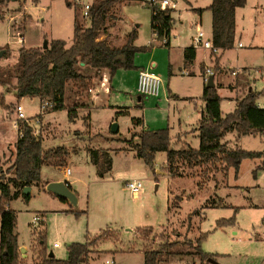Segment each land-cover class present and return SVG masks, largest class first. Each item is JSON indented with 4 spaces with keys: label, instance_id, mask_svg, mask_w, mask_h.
I'll list each match as a JSON object with an SVG mask.
<instances>
[{
    "label": "rangeland",
    "instance_id": "374dc122",
    "mask_svg": "<svg viewBox=\"0 0 264 264\" xmlns=\"http://www.w3.org/2000/svg\"><path fill=\"white\" fill-rule=\"evenodd\" d=\"M171 1L175 4L168 36L172 47L189 43L194 32V18L206 35H210L209 13L199 16L192 9L206 7L210 0ZM87 2L71 0L70 6L66 0H12L7 3L0 19V46H8L10 54L0 58V66L14 65L21 47H41L54 38L71 44L74 22L88 24L82 13ZM148 3L149 0L117 3L113 10L118 17L110 23L108 38L112 45L120 46L129 32L136 30L134 45L147 47L136 53L134 64L149 67L159 76L158 95L142 96L137 92L136 69H118L110 81L108 72L103 71L91 80L92 91L79 90L70 82L65 91V107L55 111H40L37 97L17 99L15 80L7 86L0 84V97H3L0 104V174L11 175L8 170L18 139L17 104L22 105L24 119L33 133L41 136L44 150L65 147L68 151L63 166H42L41 179L31 186L28 199L22 191L8 203L16 215L15 232L21 264H35L40 234L45 236L48 254L51 251L56 258L64 259L71 242H85L101 229H106L107 233L90 247L88 264H104L106 259H112L115 264H143V251L159 249L163 241L171 243L168 250L173 254L163 253L161 264H200L195 247L200 233H206L201 249L216 254L218 264H264L263 163L253 173L257 160L244 159L237 173L229 168L226 178L218 172L199 185L200 177L194 175L195 171L193 175L169 174L166 153L162 151L155 156V169H149L135 156L131 148L134 143L125 141L134 131L169 125L171 148L179 149L186 143L196 148L199 144L192 136L194 129L184 134L178 132L177 118L185 129L195 124V107L199 109L202 103L203 86L197 66L203 57L207 60V52L198 49L192 68L195 75L186 74L184 70L180 72V54L174 50L169 56L168 46L152 32ZM235 19L234 44L220 53L223 70L220 73L225 76V84L236 87L234 90L227 85L219 88L224 112L232 109L225 96L236 95L239 99L249 88L264 89V70L258 72L260 66H264V0H246L244 6L237 8ZM211 61L209 59L207 65H211ZM232 68H239L237 75L231 74ZM91 71L89 67L82 69L84 74ZM103 74L107 80L102 85ZM217 78L220 77L216 75V82ZM168 88L180 96L196 98V103L183 98L170 102L167 108ZM96 93L99 98L93 102L91 96ZM138 97H142L141 102ZM80 100L85 101L81 103ZM256 103L264 107V92L257 97ZM72 105L76 106L77 115L70 120L67 110ZM121 110L128 112L118 113ZM131 117H142L143 124L132 125ZM114 122L118 127L115 133L111 131ZM227 143L231 148L264 149V137L257 133L235 136ZM98 148L108 150L112 158L111 170L101 178L96 175L88 153L89 149ZM65 168L70 170V178L75 181L71 189L78 198L76 208L45 190L52 179L69 178L64 174ZM178 171L191 172L185 164H179ZM132 179L142 183L136 196L125 188V181ZM219 200L222 203L218 204ZM213 201L218 205L208 207ZM70 209L83 212L75 215L67 212ZM36 214H41L44 221L41 219V223L34 224L32 220ZM219 220L228 222L219 224Z\"/></svg>",
    "mask_w": 264,
    "mask_h": 264
},
{
    "label": "trees",
    "instance_id": "16d2710c",
    "mask_svg": "<svg viewBox=\"0 0 264 264\" xmlns=\"http://www.w3.org/2000/svg\"><path fill=\"white\" fill-rule=\"evenodd\" d=\"M12 0H0V19L3 18V7ZM77 1V0H75ZM88 24L74 22L73 39L71 44L63 39L54 38L47 41V47H21L18 50V59L12 66H0V84L9 85L15 80V95L22 97H37L40 111L44 101L51 103L50 111L63 109L67 85L72 82L79 90L89 88L91 80L103 71L109 74V81L118 69H134V58L138 51L147 46L134 45L136 30L127 35L126 41L120 46H114L109 41L110 23L117 20L113 7L124 0H87ZM70 6L71 0H66ZM246 0H211L206 8L211 12V39L212 43L220 49H230L235 39V12L238 7L244 6ZM151 8V29L158 40L166 38L164 45H168V36L173 23L172 9H160L154 0H149ZM201 12V8L194 9ZM103 36V37H102ZM102 37V38H100ZM3 56L10 54L8 46ZM196 50L187 46L183 50L185 66L192 64ZM2 56V57H3ZM217 60V57L215 58ZM91 68L93 75L84 74L82 69ZM213 75L221 69L215 62ZM203 72V67L201 69ZM261 91L249 89L247 93L236 100L234 108L223 113L220 107L221 98L217 86L202 88L204 107L200 114L198 124V147L188 143L179 149L170 147V132L168 127L159 129L143 128L132 132L131 138L125 140L134 143L131 147L135 156L141 158L146 166L154 170L155 155L157 152L166 153L167 171L172 176L194 175L200 177L199 185L205 183L210 176L220 172L225 178L229 168L237 173L239 164L244 159H253L264 156V151H250L239 147L231 148L223 137L226 133L235 130L238 136L259 134L264 137V108L256 103ZM3 97H0V104ZM76 106L67 110L68 117H76ZM118 113L126 114V110ZM132 125L143 124L142 117H131ZM18 139L15 142L14 160L9 166L10 176L0 174V264H21L18 253L15 212L9 208L8 203L12 197H17L25 187L37 185L41 179L43 165L63 166L68 151L65 147H56L44 150L41 136L34 134L32 127L26 119L17 118ZM137 139V141H135ZM89 158L96 168V175L103 177L111 170L112 158L104 148L89 149ZM179 164H185L191 170L188 173L179 172ZM197 171V172H196ZM68 186H71L68 183ZM29 198V194L24 196ZM62 201H67L61 199ZM210 202L208 207L216 204ZM75 215L80 212L75 209L67 210ZM43 219V216H42ZM44 221V219H43ZM227 220H219L224 224ZM41 223V222H39ZM101 229L99 233L87 237L85 242H71L67 247V257L64 259L49 256L45 245V236L38 237L37 260L35 264H88L90 247L97 243L107 233ZM206 233H200L196 238V253L200 264H210L208 258L215 259L216 254L204 252L201 243ZM169 241H163L159 249H146L143 251V264H161L162 254L169 256ZM163 254V255H164Z\"/></svg>",
    "mask_w": 264,
    "mask_h": 264
},
{
    "label": "crops",
    "instance_id": "0c3cea01",
    "mask_svg": "<svg viewBox=\"0 0 264 264\" xmlns=\"http://www.w3.org/2000/svg\"><path fill=\"white\" fill-rule=\"evenodd\" d=\"M211 3V0H210V2L206 5V7H195V8H192L193 10L194 9H197V8H201L202 9V11L199 13V12H196L197 14H199V16H201L203 13H209V15H210V31H211V12H210V10H208V9H206L208 6H209V4ZM190 6H192L191 4H190ZM236 12H237V9H236ZM236 12H235V17H236ZM171 16H172V12H171ZM173 17V16H172ZM173 21H174V18H173ZM197 21V19L196 18H194V23H193V28H194V32L191 34V36H190V41H189V43H184V44H182V45H179V46H176V47H172L171 46V44H170V39L168 40V54H169V56H171V52H173L174 50H176L177 52H178V54H180V63H181V67H178L179 68V70H180V72L182 71V70H184V73H186V74H196L195 73V71L192 69L194 66H193V63H195V61H196V59H197V55H198V49H195L196 50V54H195V58H194V60H193V62H192V64H190V65H187V66H185V64H184V57H183V50H184V48L185 47H187V46H192V37H193V35L195 34V28H196V24H198V22H196ZM235 26H236V19H235ZM172 27V26H171ZM109 31V30H108ZM153 32V31H152ZM154 33V32H153ZM155 34V33H154ZM170 34V33H169ZM210 37H211V33H210V35H209ZM155 38H156V34H155ZM239 44V43H238ZM239 46V45H238ZM200 49V48H199ZM202 50H204V49H202ZM225 50H227V49H220V51L218 52V54H216V55H212V54H210L207 50H204V51H206L207 52V54H206V57H208L207 58V60H205V57H203V59L202 60H200L199 61V65L197 66V68H198V73H199V77H201V79H202V82H203V86H204V79H203V72H204V68H205V66H211V67H213L214 66V64H215V62L217 61V63H218V65H219V67H220V71H223L222 70V68H221V55H220V53L222 54ZM217 57V60H215V58ZM209 59L210 60H212L211 61V65H207L208 63H207V61H209ZM214 61V62H213ZM152 65V67H154L155 65H154V63H152L151 64ZM213 65V66H212ZM136 66V65H135ZM202 67H203V72L201 71V69H202ZM134 69H136V73H137V75H138V72H139V70H141V69H147V70H149V71H152V69L151 68H149V67H143V66H140V67H137L136 66V68H134ZM170 69V68H169ZM172 69H173V67H172ZM233 69H235V68H232V70ZM230 70V69H229ZM232 70L230 71V72H232ZM262 70H264V66H260V68L258 69V72H260V73H262ZM220 71H219V73L218 72H216L215 73V75H214V86H217V92H218V95L220 96V98H221V100H222V96L219 94V88L220 87H222V86H225V85H227V84H225V76L223 75V74H221L220 73ZM153 72V71H152ZM171 74H173V71L172 70H170L169 71ZM90 75H93V73L91 72L90 73ZM216 75L217 76H219L220 78L218 79L217 78V82L215 81V78H216ZM103 76H105L106 77V74H103ZM261 76H262V74H261ZM100 79H102V77L100 78ZM105 84V83H104ZM136 84H137V82H136ZM203 86H202V88H203ZM230 89H232V90H234V89H236V87H235V85H232V84H228L227 85ZM106 88V91H107V87H105ZM169 89V88H168ZM250 89V88H249ZM248 89V90H249ZM247 90V91H248ZM173 91H171V89H169L168 90V95H167V99H166V101H167V108H169L170 107V102H178V101H180L181 99H183V98H189V101L190 102H193V103H196V98H194V97H187V96H185V97H183V96H180V95H178L177 93H175V92H173ZM97 94H99V93H96V94H94L93 96H91V101H93L94 102V100L95 99H97V98H99L98 96H97ZM237 96L235 95V96H225V98H227V100H229L228 102L229 103H231V105L230 106H232V109L234 108V105H235V102H236V100H237V98H236ZM35 98V97H34ZM200 98H201V100H202V103H200L199 104V109H197V107H195V112H194V114H195V124L194 125H190V128L189 129H185V128H183L182 127V125H181V120L179 119V118H177V127H178V129H180V131H178V132H180V134H184V133H188L190 130H192V129H194L195 131H194V134H192V136H193V138H197L198 139V130H197V128H198V124H199V120H200V114H201V111H202V109H203V107H204V101H203V99H202V92H201V96H200ZM138 100H140V102L142 101V97H138ZM84 101L85 100H80V102L81 103H84ZM258 106H260V107H263V106H261L260 104H257ZM139 106L141 107L142 105H140L139 104ZM220 107H221V102H220ZM176 108H177V105H176ZM264 108V107H263ZM231 109V110H232ZM230 110V111H231ZM127 111V110H126ZM128 112V111H127ZM222 112L223 113H226V112H224L223 110H222ZM165 127H168V128H170L169 127V125H166ZM147 129H149V127H146ZM161 128H164V127H161ZM183 128V129H182ZM157 129H159V128H157ZM179 134V133H178ZM225 137H224V141H226V142H229V140L232 138V139H234L235 138V136H236V138L238 137V135H237V133H236V131L235 130H233V131H230V132H228V133H226L225 135H224ZM179 140V139H178ZM186 142V141H185ZM198 142H199V140H198ZM228 144V143H227ZM229 145V144H228ZM264 151V149L262 150V152ZM157 154V153H156ZM156 156V155H155ZM253 159H256L257 161L256 162H254V167L252 168V172L254 173L255 171H256V169H258V167L263 163V165L262 166H264V156H262V157H259V158H253ZM258 162V163H257ZM166 164V163H165ZM167 165V164H166ZM154 169H155V167H154ZM65 175H67L66 177H69V178H67V179H64V180H67V182L69 183V185L71 186V187H74V179H72V178H70V176H71V172H70V174H66V173H64ZM58 180H61L60 178H55V179H52V181H58ZM51 182V181H50ZM115 264V263H114Z\"/></svg>",
    "mask_w": 264,
    "mask_h": 264
},
{
    "label": "built area",
    "instance_id": "2783aa9c",
    "mask_svg": "<svg viewBox=\"0 0 264 264\" xmlns=\"http://www.w3.org/2000/svg\"><path fill=\"white\" fill-rule=\"evenodd\" d=\"M154 3L160 8V9H166V8H175V4L171 0H154ZM88 5L87 3L83 6V15L86 16L87 14ZM20 37V35H19ZM166 38H163V43H165ZM241 45L240 43L238 44ZM192 47L194 49H204L207 50L210 54L216 55L220 51V48L215 46L212 43V39L210 36H207L206 33L201 29L199 24H196L195 34L192 37ZM262 55L264 59V48L262 50ZM239 72V68H235L232 70V75H237ZM210 75H213V69L211 66H205L204 72H203V79L206 83L208 80V77ZM107 78L105 76L102 77L100 80V83L103 85ZM159 86H160V78L157 76L154 72L149 71L147 69H141L138 72L137 75V84H136V90L137 92L142 96H150V95H158L159 92ZM93 89L91 87L88 88V91H92ZM51 103L48 101H44L41 104V108H50ZM16 116L17 118L24 119V113H23V107L21 104H17L15 107ZM36 134V133H35ZM65 173L70 174V170L68 168H65ZM264 180V177H263ZM125 188L129 191V193L132 196H136L140 189L142 188V183L138 179H132L125 181ZM42 219L41 214H36L33 217L32 222L35 224L39 222ZM54 246H57V243H54ZM104 264H114V261L112 259H106L104 261Z\"/></svg>",
    "mask_w": 264,
    "mask_h": 264
},
{
    "label": "water",
    "instance_id": "95a60500",
    "mask_svg": "<svg viewBox=\"0 0 264 264\" xmlns=\"http://www.w3.org/2000/svg\"><path fill=\"white\" fill-rule=\"evenodd\" d=\"M43 48L47 47V41L43 43ZM6 52L5 49L0 50V58L3 56V54ZM207 87L214 86V75H210L208 77V80L206 82ZM118 127L117 124L114 122L111 127V131L113 133L117 132ZM31 187L27 186L24 188L23 193L25 195H28L30 193ZM45 190L48 192H51L52 194L56 195L57 197L61 199L67 200L74 208L77 207L78 198L75 194V192L68 186V183L64 180H58V181H51L47 183ZM21 251L23 252L24 249L21 248ZM52 252H49V256H52ZM208 262L210 264H218L215 259L208 258Z\"/></svg>",
    "mask_w": 264,
    "mask_h": 264
}]
</instances>
